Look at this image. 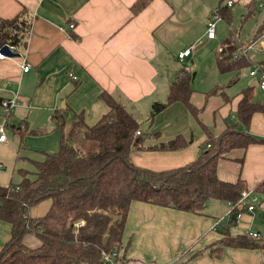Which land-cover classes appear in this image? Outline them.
I'll return each instance as SVG.
<instances>
[{
    "label": "crops",
    "instance_id": "0c3cea01",
    "mask_svg": "<svg viewBox=\"0 0 264 264\" xmlns=\"http://www.w3.org/2000/svg\"><path fill=\"white\" fill-rule=\"evenodd\" d=\"M136 1L0 0V19L23 12L29 23L22 43L12 53L15 56L0 60V100H16L5 117L0 110V124L4 123L0 186L16 184L20 172L57 150L59 131L53 128L52 119L59 111L79 114L86 126L95 124L107 111L101 93L118 102L136 124L147 123L145 132L136 128L133 137L139 142L129 147L127 157L133 166L153 172L193 161L205 141L200 126L214 137L225 124L235 122L240 94L229 96L217 85L216 72H221L214 62L216 50L208 52L206 46L221 45L228 31L237 47L257 37L264 40V33L255 35L264 19V0H147L133 12ZM226 1L231 6H225ZM212 11L219 20L214 24V38L206 39ZM235 15L240 20L237 28L231 24ZM247 20H252L253 28L240 36ZM189 46L193 49L179 61L177 53ZM252 55L258 57H247L251 63L264 62V51ZM195 61L204 63L207 74L201 90L190 84L188 102L195 115L176 101L148 120L150 105L164 102L169 83L182 69L191 71ZM23 64L28 66L25 72L21 71ZM250 81L246 87H252V99L264 101V92L251 77ZM193 123L196 132L191 130ZM240 128L264 139L260 113L251 114L247 125ZM177 135L188 140L187 144L175 150L150 149ZM215 175L226 182L241 180L243 190L255 197L253 208H239L237 218L230 215L227 219L222 200H208L199 213L131 201L120 236V251L128 264H264V246L241 248L220 242L225 236L245 235V231L264 235V199L252 191L264 178V145L252 143L227 151L217 160ZM47 207L48 201L42 211ZM214 219H220L219 225L213 226ZM8 238L9 224L0 221V246ZM21 242L28 248L39 244L28 234Z\"/></svg>",
    "mask_w": 264,
    "mask_h": 264
},
{
    "label": "trees",
    "instance_id": "16d2710c",
    "mask_svg": "<svg viewBox=\"0 0 264 264\" xmlns=\"http://www.w3.org/2000/svg\"><path fill=\"white\" fill-rule=\"evenodd\" d=\"M146 2L137 0L132 11ZM23 14L0 19V47L8 44L16 48L22 43L29 26ZM231 32L214 59L221 73H237L247 67L242 57L232 59L237 45ZM262 33L264 19L255 35ZM192 78L188 68L179 71L168 85L164 102L150 105L147 119L176 101L195 115L196 110L188 102ZM251 91V86L239 91L236 120L225 124L218 135L211 136L202 126L205 141L193 161L160 172L137 168L129 162L128 149L139 142L133 137L137 124L109 95L100 94L107 111L91 126L84 125L79 114L59 111L60 115L52 119L53 128L59 131L57 150L44 154L34 163L32 172H20L16 184L0 186V221L9 224V238L0 246V264H103L101 253L111 251L126 263L120 251V236L131 201L189 213H199L208 200L234 203L244 189L243 183L239 179L219 180L215 164L231 149H243L252 143L264 145V139L240 128L255 112L264 119V101L253 100ZM187 142L177 135L150 149L175 150ZM252 191L264 199V178ZM41 201H48L46 211L39 217H30L28 208ZM76 222L81 224L75 227ZM26 234L34 237L38 246L28 248L22 244ZM220 242L231 247L257 248L264 246V237L225 236Z\"/></svg>",
    "mask_w": 264,
    "mask_h": 264
},
{
    "label": "built area",
    "instance_id": "2783aa9c",
    "mask_svg": "<svg viewBox=\"0 0 264 264\" xmlns=\"http://www.w3.org/2000/svg\"><path fill=\"white\" fill-rule=\"evenodd\" d=\"M225 6L229 7L231 6L230 1H226ZM219 20V16L216 14L215 11H212L210 14L209 20L206 22V27H205V38L206 39H212L214 38V24L216 21ZM72 25L69 24L68 28H71ZM2 46L6 47V50L9 53H14L15 48L12 45L8 44H3ZM193 49L192 46H189L185 50L181 51L180 53H177L176 58L180 61L182 60L183 57L189 54V52ZM216 53L221 52L222 47L221 45H217L215 47ZM250 50L252 52H261L264 51V40H261L260 37L255 38L253 41H251L248 45L245 47H237V52L238 53H233L232 54V59H236L238 57H242L246 63H247V75L251 77L252 79L255 80V85L256 88L264 92V62H250L247 59V54L246 51ZM6 56L0 52V60L5 58ZM28 66L23 64L21 66V71L25 72L27 70ZM16 105V100L14 97H11L9 99H4L0 100V110L1 113L4 115V117L11 111V109ZM4 122V118H3ZM4 123L0 124V141H3V127ZM138 132L135 131V134ZM250 197V200L247 202L246 200ZM255 204V197L251 195L250 191H245L241 190L239 193L238 199L234 203H229L226 202L227 205V210L225 213V217L229 219L230 215H233V218H237L239 214V210H251ZM240 208V209H239ZM233 209H236L237 211H233ZM220 219H214L212 224L213 226L219 225ZM81 224V222H76L74 223L75 227H78ZM245 236L256 239L259 237H264V235H260L257 232L253 231H245ZM118 254L115 251L107 252V253H101V260L103 264H128L126 263H121L118 259ZM139 264H149L147 262L139 263Z\"/></svg>",
    "mask_w": 264,
    "mask_h": 264
},
{
    "label": "rangeland",
    "instance_id": "374dc122",
    "mask_svg": "<svg viewBox=\"0 0 264 264\" xmlns=\"http://www.w3.org/2000/svg\"><path fill=\"white\" fill-rule=\"evenodd\" d=\"M231 24L235 28H237L240 25V20H239V17L237 15L234 16V19H233ZM252 28H253L252 20H247V22L240 28L239 35L245 36L246 33L249 34L251 32ZM207 45L208 46H206L207 47L206 49L208 50V52H213L214 48L216 47L217 44L210 43ZM211 48L213 49V51ZM251 52L252 51H250V50L246 51L247 57H249V59L258 57L257 55H255V56L252 55V54H254V52H252V53ZM205 68L206 67H204V63L199 64L198 61H195L194 67L191 69V71L195 74L194 79L191 81L192 82L191 83L192 88H193V86H195L194 88H198V90H201L200 89L201 86H204L203 84L205 83V80L207 79V74H206ZM216 75H217V81H216L217 85L222 89L224 88V91L229 96H232V95L238 93L241 89L248 86L249 82H251L250 77L247 76V68L246 67L240 69L237 73H235L234 71H226V72H222V73L216 72ZM208 115H210V113L207 112L206 116H208ZM209 118L210 117H207V120ZM227 122L230 123L231 121L227 120ZM146 124L143 122L137 121V129L141 132H145L146 131ZM191 127L193 128V129H191L193 132H196L198 129L197 125L194 123L191 125ZM200 128L202 129L201 126H200ZM25 170H26V172H32L33 166H28ZM45 203H46V201H42V203L40 202V203H37V204L29 207L28 214L30 216L32 215L33 217L40 216L44 212L42 210L45 206Z\"/></svg>",
    "mask_w": 264,
    "mask_h": 264
},
{
    "label": "water",
    "instance_id": "95a60500",
    "mask_svg": "<svg viewBox=\"0 0 264 264\" xmlns=\"http://www.w3.org/2000/svg\"><path fill=\"white\" fill-rule=\"evenodd\" d=\"M0 52H2L5 56L7 57H12V56H15V54H11L9 53L7 50H6V47L5 46H1L0 47ZM60 108H63L62 105H60Z\"/></svg>",
    "mask_w": 264,
    "mask_h": 264
}]
</instances>
